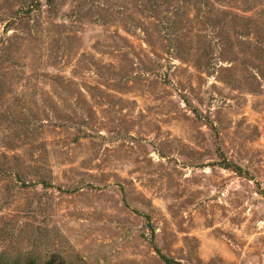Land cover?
I'll list each match as a JSON object with an SVG mask.
<instances>
[{"label": "rangeland", "instance_id": "1", "mask_svg": "<svg viewBox=\"0 0 264 264\" xmlns=\"http://www.w3.org/2000/svg\"><path fill=\"white\" fill-rule=\"evenodd\" d=\"M22 1L0 0V150L36 147L51 185L0 178V251L264 264V31L181 0Z\"/></svg>", "mask_w": 264, "mask_h": 264}, {"label": "trees", "instance_id": "2", "mask_svg": "<svg viewBox=\"0 0 264 264\" xmlns=\"http://www.w3.org/2000/svg\"><path fill=\"white\" fill-rule=\"evenodd\" d=\"M39 0H23L22 8L28 10L33 9L34 5L38 3ZM47 5L52 6L54 4V0H46ZM183 5H192L195 7V11L197 14L195 16L196 20H202L203 23L206 21H211L214 16V11H218L219 17H233L236 21H242L246 28H258L259 30L264 31V10H260V12H255L252 15H247V11L231 12L229 8L222 9L224 7L223 0H181ZM216 5H220L221 8L217 10ZM143 11H148L149 13H154L158 10L159 4H157L156 0H142L140 4ZM184 7V6H183ZM183 10V11H182ZM178 12H183L182 15H185L184 9H178ZM189 20L190 18L188 16ZM7 39L0 37V64L3 61V56L6 54L8 56L10 54L11 48L6 46ZM1 74L2 71L0 69ZM8 81V80H7ZM10 87L12 89L15 88V84L12 81L9 82H1L0 81V99L4 101L10 95L8 92H4V87ZM1 103V101H0ZM25 134V133H24ZM32 152L29 153L24 148L18 149L15 151V148H4V150H0V157L4 158L3 162H0V178L12 177L15 182L22 183L23 185L30 184H38L43 188H47L48 185H51V171L45 170L37 165L27 164V159H30L34 162H38V157L36 158V153L34 152L36 147L31 146ZM15 151V152H14ZM29 155V156H26ZM27 157V158H26ZM34 177L35 179H32ZM9 191V190H8ZM1 207V206H0ZM55 260L46 259V260H37L36 257L30 255H24L22 252L17 253L15 256L10 255L6 249H2L0 251V264H55Z\"/></svg>", "mask_w": 264, "mask_h": 264}]
</instances>
